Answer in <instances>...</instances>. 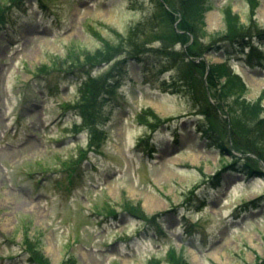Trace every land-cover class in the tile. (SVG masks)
I'll return each mask as SVG.
<instances>
[{"label":"rangeland","instance_id":"obj_1","mask_svg":"<svg viewBox=\"0 0 264 264\" xmlns=\"http://www.w3.org/2000/svg\"><path fill=\"white\" fill-rule=\"evenodd\" d=\"M249 6L264 28V0H206L197 32L157 0H0V264H264V121L250 116L229 143L223 119L264 117V59L223 41L249 24ZM132 31L141 52L121 57ZM256 45L263 56L264 40ZM89 72L116 84L100 101L96 155L61 106L76 111ZM197 111H217L224 157L198 133ZM247 154L262 175L244 174ZM37 161L49 174L26 175ZM90 209L110 217L98 227Z\"/></svg>","mask_w":264,"mask_h":264},{"label":"trees","instance_id":"obj_2","mask_svg":"<svg viewBox=\"0 0 264 264\" xmlns=\"http://www.w3.org/2000/svg\"><path fill=\"white\" fill-rule=\"evenodd\" d=\"M157 1L159 3V7H162L161 3L159 2V0H157ZM173 1H175V2H172V3L170 2V4H169L170 7L172 9L177 8L176 10L179 11L183 17L184 16L186 18L188 17V22L191 24V26L193 27L194 31L196 30L197 32H200L202 18L200 16V13L196 12L197 11L196 9H198V7L201 8V9H204L206 0H196V1H194V0H173ZM251 1L254 3V0H251ZM164 2L167 3V0H164ZM254 8H256V5L254 6ZM176 10L174 9V11H176ZM252 11H253V9H252ZM169 16L171 17V14H169ZM254 27H256L255 24L251 22L250 27L246 28V27H243L242 25H240L238 23V26H236L234 28H237L236 32H239L237 36L247 37L248 35L251 34V31H252V29ZM229 29H230V27H229ZM172 32H173V37L175 38L174 29L172 30ZM134 35H135V31H132L131 35L128 38L129 44L126 46L128 48V50L125 51V52L137 51V49L140 50V46L138 45V43H135L133 41ZM187 36H189V35L187 34ZM174 43H175V41H174ZM131 49H136V50H132L131 51ZM101 54H102V55H100L101 57H103L104 55L107 57L110 54V50L107 49V50L103 51V53H101ZM110 58H111V56H110ZM188 65L189 66H187V65L186 66L190 67V68H193L191 62ZM222 69H223L222 66L219 67L218 70H213V68H212V70H210V81L212 79H216L217 78L216 75L219 74L220 70H222ZM235 80L236 79L231 76V77L226 78L224 80V83L220 84V87H221L220 98H222L223 100H226L229 97H231L230 96L231 95V90L229 88L230 81L235 82ZM102 81H104L103 76H100L97 79L91 80V83H90V86H91L90 95H87L88 93L84 92V99L86 98L88 104L90 105V106H86V109H88L89 107H92V105L94 104V102H95V100L97 98L99 87L103 84ZM233 86H235V87L238 86L239 89H240V87H242L241 85H239V83H237V84L235 83V85H233ZM245 106H248V104H245V103L241 104V107H245ZM255 112L256 113L255 114L253 113V115H252V114L249 113V111H246V109H244V111H242L244 117H238L237 112H232L230 114V121H231L230 129H228L227 124H224V127H225V131L227 133L228 132L229 133L230 132H238L239 133L235 137L233 142L238 140L241 132H245L246 131V129L243 127V124L245 123V125H246L248 122H250V116L251 117L253 116L252 117L253 118V122H255L257 126H258V124L260 122L264 121V118L263 119L260 118L262 111H255ZM213 114L217 115V111H212V113L207 112L208 118H211ZM245 118H248V119H245ZM238 119H240V120H238ZM232 129H233V131H232ZM248 130L250 132H253L249 128H248ZM226 137H227V135H226ZM231 138H232V136H231ZM246 151L249 152V153H252V154H255V152H260L261 154L263 153L261 150L257 149L256 147L246 149ZM247 163H249V162H247Z\"/></svg>","mask_w":264,"mask_h":264}]
</instances>
